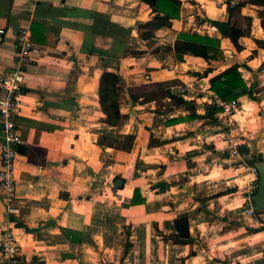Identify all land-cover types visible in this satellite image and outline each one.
Wrapping results in <instances>:
<instances>
[{
  "label": "crops",
  "instance_id": "0c3cea01",
  "mask_svg": "<svg viewBox=\"0 0 264 264\" xmlns=\"http://www.w3.org/2000/svg\"><path fill=\"white\" fill-rule=\"evenodd\" d=\"M219 1L182 0L180 18L156 27L150 21L154 13L141 0H0V27L6 31L0 37V74L19 70L24 79L16 116L24 147L15 163L20 211L10 225L21 264H261L258 241L264 230H249L260 220H244L239 212L249 205L252 190L244 192L238 178L225 179L230 188L219 183L221 169L228 170V119L206 110L214 93L210 78L228 68V61L241 65L243 77L257 74L252 86H264V29L258 6L246 4L241 13L250 33L240 37L242 50L235 55L210 21L228 18ZM33 24H40L35 42L42 53L23 66L17 31L22 26L32 31ZM122 26L131 29L124 32ZM182 30L220 37L230 56L213 60L217 65L193 55L178 61L173 45ZM210 65L208 76L195 74ZM105 69L120 74L124 89L178 79L173 89L199 116L189 118L192 110L170 98L133 100L125 90L121 111L128 119L121 131L136 136L134 147L100 146L99 130H110L98 95ZM257 98L253 105L264 102ZM235 118L241 129L245 117L239 111ZM2 141L0 122V152ZM253 145L251 157L264 151L262 143ZM119 177L122 187L115 185ZM158 181L166 183L165 190L155 186ZM203 181L218 182V190L204 194ZM135 187L146 200L130 205ZM181 213L189 215L193 238L186 244L169 238ZM6 218L0 187V241ZM122 230L125 244L116 260L114 241ZM143 251L152 252L150 263ZM0 264H7L1 249Z\"/></svg>",
  "mask_w": 264,
  "mask_h": 264
},
{
  "label": "trees",
  "instance_id": "16d2710c",
  "mask_svg": "<svg viewBox=\"0 0 264 264\" xmlns=\"http://www.w3.org/2000/svg\"><path fill=\"white\" fill-rule=\"evenodd\" d=\"M147 3L152 12L154 13L152 23L156 27L171 26L174 19H178L181 16L182 11V0H141ZM254 4L260 6L259 17L261 19V25L264 29V0H243L236 6L228 7V25L229 32L224 35L227 37L232 47L235 49L234 54L242 50V45L239 42L241 36L250 33V26L243 27L240 22L232 23V16L237 11L242 17L241 9L246 4ZM215 26L219 21L210 20ZM40 24H33L31 37L34 41H37V30L36 27ZM45 31H48V27L43 25ZM124 32H128L131 28L120 27ZM40 34V33H39ZM49 35L54 36L50 30ZM41 40V39H40ZM53 43V42H52ZM173 50L178 61H184L185 55H193L204 58L211 64L213 60H223L224 52L221 46V38L213 36L207 33H200L192 30H182L178 33L177 38L173 45ZM231 65L224 71L214 75L210 78L211 89L222 99L231 100L239 98L240 96L251 93L242 72L239 67L241 66L237 61H228ZM264 68V62L261 64ZM214 67L210 65L202 73L195 72L198 76H208L209 73L213 72ZM121 76L117 71H111L105 69L100 77L98 95L101 111L105 117L103 121L110 127V130H99L98 144L100 146H110L124 151H130L134 147L136 136L133 133H123L121 131L122 126L128 119V115L121 111L122 93L126 90L128 96L131 99H139L141 96L144 99L159 100L162 98H170L177 104H182L188 109L192 110L189 114V118H196L199 114L196 113L195 107L187 105V100L178 92L173 89L175 85L179 84L178 79L155 82L150 85H142L132 87L129 86L126 89L120 84ZM258 101L257 97L253 98ZM221 108L213 103L207 105L206 114L213 115L220 112ZM264 161L262 154H254L249 162L255 165V162ZM255 192V191H254ZM146 198L143 196L142 191L139 187H135L133 194L130 199V205H137L144 203ZM256 214L261 217L264 214V210H256ZM174 233L170 235L175 243H190L193 241L189 230V215L187 213H181L172 222ZM250 231L264 230L262 228H249ZM168 239V238H167Z\"/></svg>",
  "mask_w": 264,
  "mask_h": 264
},
{
  "label": "built area",
  "instance_id": "2783aa9c",
  "mask_svg": "<svg viewBox=\"0 0 264 264\" xmlns=\"http://www.w3.org/2000/svg\"><path fill=\"white\" fill-rule=\"evenodd\" d=\"M243 0H223L218 5L236 6ZM5 29L0 27V37L5 34ZM16 42L18 46V59L21 65H27L40 57L42 47L31 37V30L27 26H22L17 31ZM23 75L18 71L0 74V122L2 126L3 141L0 152V187L3 190L6 215L8 218L4 221L0 249L7 260V264H21V250L14 232L10 225L15 222L19 213L17 203L18 181L15 175V163L19 156V146L22 143L21 135L17 129L16 116L20 106V94L23 85ZM212 103L221 108V114L224 115L230 126L226 133L227 151L231 156L239 155L240 143L237 137L232 133L234 127L239 126L235 118L241 109L239 98L224 100L215 92L212 94ZM251 171L258 174L255 165L249 166ZM254 193V191H252ZM251 196V195H250ZM247 216H254L256 209L250 197L249 205L245 208Z\"/></svg>",
  "mask_w": 264,
  "mask_h": 264
},
{
  "label": "rangeland",
  "instance_id": "374dc122",
  "mask_svg": "<svg viewBox=\"0 0 264 264\" xmlns=\"http://www.w3.org/2000/svg\"><path fill=\"white\" fill-rule=\"evenodd\" d=\"M261 9L260 6H258V8L256 9V15L259 16V10ZM224 21H228V18H226ZM232 23H238L240 22L242 24L243 27L248 26V24H246V20L244 17H242V15L239 14V12L237 11L236 13H234V15L232 16ZM215 33L216 34H221L220 30L215 26ZM225 56L229 57L230 54L227 51H224ZM211 64L217 65L219 64L218 61H213ZM244 73V78L246 81H248L250 83L251 86V93L247 94L244 96L243 100H240V103L243 105V103L245 104L244 106L241 107L240 109V116H244L245 119H243L244 122H246L245 124H243V127L240 129L239 126H237L236 128L238 129V131H236L235 127L233 128V134L238 138V140L241 142L240 145V155L237 156H231L229 154V152L225 151V155L228 159V161H226V165L228 170L225 168V170L223 171L221 169V172H224L223 174L221 173H216L217 176H219V174H221L220 178L221 181H219L220 183V187H224V188H230V186L233 185H227L225 179L227 180H232L234 178H238V180H243L242 184H244L243 186V191H245L246 188H248V192L249 190L255 191L257 188V181L255 183V181L252 182V178L254 179H258V174H255L251 171V169L249 168V166H252L253 164H251L249 162V160L252 158L251 154H252V149L255 148V146L253 144H255L257 146V142L262 143V148L264 147V143H263V139H264V120L260 121L261 117H263L264 119V102H258L255 103V105L252 104L251 101H253L254 97L259 96L261 98V100L263 99L264 101V86H259L258 84L260 83H256L255 86H252L253 82H254V75L256 76L257 74L253 73L252 75H249L247 72H243ZM256 80V78H255ZM200 89V88H199ZM253 136V137H252ZM251 138L257 139L255 141H252ZM257 141V142H256ZM253 143V144H252ZM227 148V147H226ZM257 154H262L263 158H264V151H262L261 153H257ZM254 155V154H253ZM252 155V156H253ZM139 165V162H138ZM212 168V167H210ZM209 168V169H210ZM206 169H208V167H205V169H200L201 172H204ZM210 170H215V169H210ZM214 184H218V182H202L201 186H202V192H204V194L207 193H211L214 192L215 190H218V186L214 185ZM233 184V183H231ZM115 186V185H114ZM130 187V185H129ZM221 191H223L222 189H220ZM250 199V198H249ZM244 208L242 211H239L241 214V217L244 220H256L258 219V221L260 220V223L258 225V228H262L264 227V218L261 217L260 215L258 216V214H255L254 216L250 217V216H246L245 214V208H246V204H243ZM264 216V214L262 215ZM253 221V222H254ZM123 221H120L121 224ZM125 238H126V233L122 230L121 232H116V238L114 241V245L116 246V251L114 252L115 254V259L118 260L119 256L121 255L124 244H125ZM259 249L264 250V235L262 238H259ZM251 248V247H250ZM248 249V254L251 253V251H254V246H253V250ZM142 248L140 249V252H142ZM251 250V251H250ZM146 251V250H145ZM152 254V252H151ZM150 253H144L143 251V258L148 259L147 263H150L152 261V255ZM258 258L261 261V264H264V252L260 253L258 255ZM248 262V260H246ZM140 263V262H139ZM146 261H142L141 264H145ZM118 264V263H117ZM127 264V263H126Z\"/></svg>",
  "mask_w": 264,
  "mask_h": 264
},
{
  "label": "water",
  "instance_id": "95a60500",
  "mask_svg": "<svg viewBox=\"0 0 264 264\" xmlns=\"http://www.w3.org/2000/svg\"><path fill=\"white\" fill-rule=\"evenodd\" d=\"M216 27L220 30L222 35H226L229 32V25L226 21H219ZM23 150L24 147L20 145L19 152ZM255 166L258 172L257 188L250 197L256 210H264V161L255 162ZM123 184L124 180L122 178H116V186L122 187ZM155 186L161 191L166 189V183L164 181H158Z\"/></svg>",
  "mask_w": 264,
  "mask_h": 264
}]
</instances>
